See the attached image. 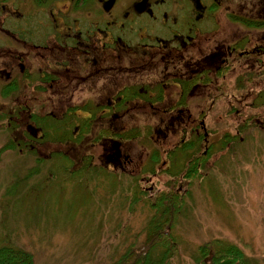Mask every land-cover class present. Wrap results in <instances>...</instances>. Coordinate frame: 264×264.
I'll return each instance as SVG.
<instances>
[{"label": "flooded vegetation", "instance_id": "1", "mask_svg": "<svg viewBox=\"0 0 264 264\" xmlns=\"http://www.w3.org/2000/svg\"><path fill=\"white\" fill-rule=\"evenodd\" d=\"M0 125L34 162L189 177L264 131V0H0Z\"/></svg>", "mask_w": 264, "mask_h": 264}, {"label": "rangeland", "instance_id": "2", "mask_svg": "<svg viewBox=\"0 0 264 264\" xmlns=\"http://www.w3.org/2000/svg\"><path fill=\"white\" fill-rule=\"evenodd\" d=\"M200 104L191 100L190 106L199 110ZM145 131L142 145L149 154L158 135ZM240 135L241 142L210 149L190 179L183 174L194 166L192 159L163 171L152 181L154 194L140 197L149 183L124 171L120 161L116 165L122 170L114 175L105 169L104 156L96 159L98 168L80 170L60 158L58 163L32 162L6 151L9 131L0 130V244L34 253L35 264H110L132 242L141 247L145 220L165 194L162 202L170 210L180 208L167 224L177 250L172 257L168 252L166 264H194L199 246L210 244V252L216 251L213 241L236 246L250 264H264V131L253 126ZM88 170L94 172L86 180ZM200 258L211 264L210 256Z\"/></svg>", "mask_w": 264, "mask_h": 264}, {"label": "trees", "instance_id": "3", "mask_svg": "<svg viewBox=\"0 0 264 264\" xmlns=\"http://www.w3.org/2000/svg\"><path fill=\"white\" fill-rule=\"evenodd\" d=\"M166 196H160L155 205L156 211L149 214L145 220L142 231L144 239L141 247H134L136 241L132 242L110 264H166L168 252L176 253L177 244L174 237L171 236V226L167 224L173 222L179 208L170 210L169 205L162 202V198ZM5 244L10 243L0 244V261L9 260L13 264H35L34 253L26 249L16 248L11 244ZM211 245L216 249L214 253L209 250L210 244L199 246L194 257V264H202L201 256H210L211 264H250L236 246L224 247L219 241H213Z\"/></svg>", "mask_w": 264, "mask_h": 264}]
</instances>
